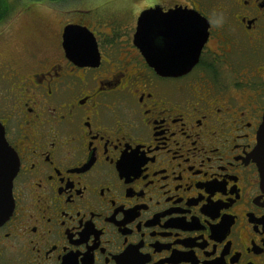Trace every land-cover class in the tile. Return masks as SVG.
Here are the masks:
<instances>
[{
  "label": "flooded vegetation",
  "instance_id": "obj_1",
  "mask_svg": "<svg viewBox=\"0 0 264 264\" xmlns=\"http://www.w3.org/2000/svg\"><path fill=\"white\" fill-rule=\"evenodd\" d=\"M156 6L209 22L185 73L160 75L135 43ZM56 16L0 22V123L19 160L0 264H264V0ZM68 25L93 34L98 63L68 51Z\"/></svg>",
  "mask_w": 264,
  "mask_h": 264
},
{
  "label": "water",
  "instance_id": "obj_2",
  "mask_svg": "<svg viewBox=\"0 0 264 264\" xmlns=\"http://www.w3.org/2000/svg\"><path fill=\"white\" fill-rule=\"evenodd\" d=\"M208 28V20L195 10L178 7L164 12L162 7L156 6L140 13L135 43L142 51L153 54L150 65L160 75L176 76L189 71L198 61L208 36ZM64 38L69 52L75 49L78 56L83 57L82 51L91 49L89 57L96 58L98 63L97 44L87 28L68 25ZM253 157L260 169L264 191V119ZM18 168V156L8 144L4 127L0 123V225L14 211L13 183Z\"/></svg>",
  "mask_w": 264,
  "mask_h": 264
},
{
  "label": "rangeland",
  "instance_id": "obj_3",
  "mask_svg": "<svg viewBox=\"0 0 264 264\" xmlns=\"http://www.w3.org/2000/svg\"><path fill=\"white\" fill-rule=\"evenodd\" d=\"M158 1L159 0H65L61 2H49L48 0H43L33 3L30 0H8V4L11 8H15L12 16L15 12L33 7V10L36 9V12H40L43 16L49 17L51 22L53 21V23H56L60 19L56 15L63 11L67 16L86 10L105 15L110 12L123 13L124 11L140 10L146 5ZM23 32L24 33L11 44L13 49L22 45L24 36L29 34V30H23Z\"/></svg>",
  "mask_w": 264,
  "mask_h": 264
},
{
  "label": "trees",
  "instance_id": "obj_4",
  "mask_svg": "<svg viewBox=\"0 0 264 264\" xmlns=\"http://www.w3.org/2000/svg\"><path fill=\"white\" fill-rule=\"evenodd\" d=\"M31 2L35 3L36 1H43V0H30ZM49 2H61L65 0H48ZM15 8H11L8 4V0H0V22L5 21L9 15H12Z\"/></svg>",
  "mask_w": 264,
  "mask_h": 264
}]
</instances>
